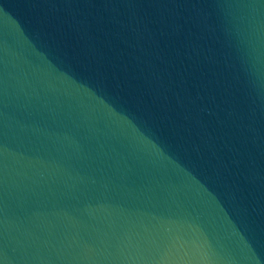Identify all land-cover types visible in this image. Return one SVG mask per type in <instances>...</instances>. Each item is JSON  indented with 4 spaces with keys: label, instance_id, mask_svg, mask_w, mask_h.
<instances>
[{
    "label": "water",
    "instance_id": "obj_1",
    "mask_svg": "<svg viewBox=\"0 0 264 264\" xmlns=\"http://www.w3.org/2000/svg\"><path fill=\"white\" fill-rule=\"evenodd\" d=\"M0 264H264V0H0Z\"/></svg>",
    "mask_w": 264,
    "mask_h": 264
}]
</instances>
